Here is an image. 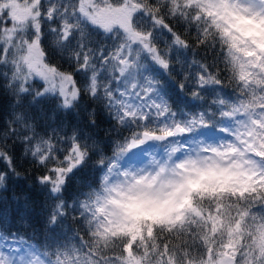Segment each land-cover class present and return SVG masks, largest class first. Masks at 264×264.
Instances as JSON below:
<instances>
[{
	"label": "snow or ice",
	"instance_id": "1",
	"mask_svg": "<svg viewBox=\"0 0 264 264\" xmlns=\"http://www.w3.org/2000/svg\"><path fill=\"white\" fill-rule=\"evenodd\" d=\"M249 23L264 25V0H0V95L12 104L0 198L31 180L12 198L11 227L0 212V264H264V34ZM94 104L113 121L110 155L91 135ZM225 140L227 164H200ZM135 152L147 163L122 169ZM182 157L196 167H171ZM205 196L207 212L196 208ZM189 206L199 216L174 226ZM37 216L41 238L28 243Z\"/></svg>",
	"mask_w": 264,
	"mask_h": 264
},
{
	"label": "clouds",
	"instance_id": "2",
	"mask_svg": "<svg viewBox=\"0 0 264 264\" xmlns=\"http://www.w3.org/2000/svg\"><path fill=\"white\" fill-rule=\"evenodd\" d=\"M246 30L249 32H257L259 31L260 33L264 34V25H254V24H246ZM216 56H219V53H216ZM213 56H212V51L211 49L208 50L207 56H206V61L207 63L211 64L213 63ZM223 70V62H221V68L217 70V75H219V72ZM233 78H232V74H231V70L229 69L228 71V76L227 79L225 80V87L232 91V89H234L236 87V84L232 82ZM245 87H247V85H245ZM239 95H243V92L240 90H237ZM264 95V94H262ZM93 108L96 110L97 112V121L96 123L93 125V132H92V136L95 140L98 141V143L100 144L101 148H105L106 144H111V127H108L107 124L105 123V113L103 112L102 108L98 105H93ZM240 115H244L243 112L240 113ZM238 125L242 122L237 121L236 122ZM234 135V134H233ZM206 149L210 152V155L207 157H201L200 160V164H207L209 161H211L212 165L216 164V161L213 160V156H219L222 159V162L224 164H227L228 159L231 158V154L233 153L234 150V145L232 144L231 141H227L225 140L223 142L222 145H217L214 143H210L209 145L206 146ZM224 153H228V157L225 158L223 156ZM195 157H192L191 159L187 158V157H182L181 159L177 160L175 162L174 165H171V167H175V168H194L196 167V163H195ZM147 163V161H146ZM159 169H156L155 172H153V170L150 168L148 169L147 172L144 173V176L147 177L149 175V173H152L153 178H156V174L159 173ZM207 183V178L203 177L199 174L196 175V178L194 180H192L190 182V188L192 189L193 192H199L202 191V185ZM163 188H167L168 185H162ZM211 200L210 196H205L204 198H197L196 200V208H199L200 210L207 212L208 210V204L209 201ZM225 203H227V198H224ZM187 204V201L185 202ZM196 208H193L191 206L188 207L189 212L192 213V215H188L187 217H185L184 219L180 220L177 222L176 225L174 226H179L181 224H184L186 222V220H191L193 218V215L199 216V213L196 211ZM200 219H203V217H199ZM223 234H220V237L222 238ZM238 243V241H237Z\"/></svg>",
	"mask_w": 264,
	"mask_h": 264
},
{
	"label": "trees",
	"instance_id": "3",
	"mask_svg": "<svg viewBox=\"0 0 264 264\" xmlns=\"http://www.w3.org/2000/svg\"><path fill=\"white\" fill-rule=\"evenodd\" d=\"M163 46V45H161ZM204 53L201 52V56H203ZM53 56V60L51 62L54 65H59L62 70L64 71H72L73 66L68 62V57L67 55H61L60 53H55V52H47L46 53V60L49 57ZM76 79L78 81H82L83 77L80 73H76ZM171 82H168V84L165 85V87H168ZM230 92V90H228ZM87 105H85L86 107ZM11 108L12 104L10 99L6 95H0V119L7 120L8 116L11 113ZM84 115H87L85 113ZM79 123L82 125L84 123V116H81L79 119ZM105 123L107 124L108 127H111L113 124L112 119L105 114ZM115 136V133H113V137ZM156 148L155 146H153ZM9 149L13 151L14 154H19L20 152V158L17 159V165L18 167L23 170L27 169L28 174L32 173V166L31 163H26V159L31 161V157H25L23 149H17L16 147L11 148V145H9ZM104 150L111 154V144H106ZM140 152H135L133 153L130 158H136L140 155ZM128 158V157H127ZM125 158V159H127ZM36 175H39V173H36ZM31 185V180L27 182V184H18L15 181H13L7 190L5 191L4 195L2 198H0V212H2L4 218L7 220V226L11 227L12 224V214L13 210L16 207V201L12 199L13 197H19L21 201L24 200L25 194L22 192L25 188ZM33 199L35 200V204L33 207L35 208V211L39 213L40 208L44 206V199L42 195H40L38 192L33 193ZM146 220H151V216H146ZM34 228L36 230L35 233L32 232L31 229L28 230V235L33 236L32 241H28V243H33L35 240L40 239L41 237L39 236L40 232L42 231V221L40 220L39 216L34 217V222H33ZM12 231L15 232V228H12Z\"/></svg>",
	"mask_w": 264,
	"mask_h": 264
},
{
	"label": "rangeland",
	"instance_id": "4",
	"mask_svg": "<svg viewBox=\"0 0 264 264\" xmlns=\"http://www.w3.org/2000/svg\"><path fill=\"white\" fill-rule=\"evenodd\" d=\"M212 139H219L218 137H213ZM148 151H155L157 153V155H162V152L161 150H159L158 148H154V147H150L148 149ZM147 160V157L145 155H143L142 153L136 157V158H130L128 157L127 159H124L120 162V166L121 168H126V167H129V166H143V164L146 162Z\"/></svg>",
	"mask_w": 264,
	"mask_h": 264
}]
</instances>
